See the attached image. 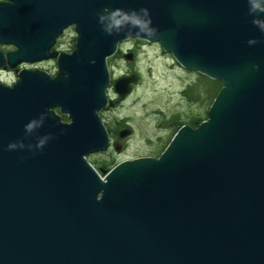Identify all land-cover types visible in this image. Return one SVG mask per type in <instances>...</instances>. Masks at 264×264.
I'll return each mask as SVG.
<instances>
[{
	"label": "water",
	"instance_id": "water-1",
	"mask_svg": "<svg viewBox=\"0 0 264 264\" xmlns=\"http://www.w3.org/2000/svg\"><path fill=\"white\" fill-rule=\"evenodd\" d=\"M117 10L140 23L109 31ZM71 24L74 48L50 50ZM131 37L221 87L159 155L101 175L85 155L108 145L107 57ZM0 41V64L58 70L0 82V264H264V0H0Z\"/></svg>",
	"mask_w": 264,
	"mask_h": 264
},
{
	"label": "rangeland",
	"instance_id": "rangeland-1",
	"mask_svg": "<svg viewBox=\"0 0 264 264\" xmlns=\"http://www.w3.org/2000/svg\"><path fill=\"white\" fill-rule=\"evenodd\" d=\"M75 38L76 31L71 24L60 35L56 48L71 49L75 46ZM126 48L133 49L132 58L122 54ZM107 63L112 78L131 70L137 72L139 80L129 96L104 116L107 121L120 120L116 124L119 122L130 130L117 138L115 145L90 154V160L101 175L125 157L162 151L173 129L160 125V117L191 108L194 121L198 123L207 117L205 109L221 87L220 80L181 66L170 52L144 39L131 37L123 40L119 49L107 57ZM53 65L48 60L36 62L33 66L51 68ZM1 77L9 78L4 74ZM186 90L188 92L184 94Z\"/></svg>",
	"mask_w": 264,
	"mask_h": 264
},
{
	"label": "flooded vegetation",
	"instance_id": "flooded-vegetation-1",
	"mask_svg": "<svg viewBox=\"0 0 264 264\" xmlns=\"http://www.w3.org/2000/svg\"><path fill=\"white\" fill-rule=\"evenodd\" d=\"M74 26V24H73ZM66 28H64L56 37L54 43L51 45L50 50H57L58 52L60 51H65V52H70L74 47H72L71 49L68 50H62L61 48H56V44H57V40L59 39L60 35L63 34L64 30ZM135 39H141V38H135ZM128 39V38H127ZM125 40V39H124ZM143 40V39H142ZM145 40V39H144ZM123 40H121L120 42H118L117 44V49H119V45ZM155 44H158V46L160 47V44L158 41H152ZM161 48V47H160ZM15 49H17V46L13 43V42H4V41H0V50H2L4 56L7 55L8 52L10 51H14ZM116 49V50H117ZM126 51H130L132 52V54L134 55V51L131 48H126ZM126 51H122V54L125 56ZM129 53V52H128ZM51 60L53 62V67L51 68H44V67H38V66H33L34 63H38V62H42V61H48ZM35 68H39L42 70L47 71L50 75H54L57 73V64H56V57H50V58H46V59H41V60H37V61H32V60H16L13 64H9L6 60L0 64V82L6 84V85H13L16 80L19 78V72L22 69H35ZM189 69V68H188ZM110 71V70H109ZM2 74L4 75H8L9 78H2ZM133 74H135V79L131 80L129 82L130 85V90L128 92L125 93V95L123 97H120V92L118 90H116L115 88V80L117 78H120L122 76H132ZM8 79V80H7ZM139 80V76L137 74V72L135 71H125L123 73H121L120 75H118L116 78H112L110 75V83L106 88V92H107V104L100 108L98 113L100 115L101 120L103 121V124L107 130L108 133V138H109V142L108 145L105 149L110 148L111 146H113V144L115 145L117 138L124 136V134L130 130V127L127 126H121L119 122H121L118 119H113L111 121H107L106 118H104V116L106 115V113L109 110H114L117 108V106L123 102L128 96L129 94L134 90V88L136 87V83ZM188 90H186L184 92V94H187ZM210 103H208L206 109H205V113L207 114L208 111V107H209ZM55 114H57L60 118V120L62 122H68L70 121L69 116L64 113L61 112L59 107L55 106L51 108ZM181 113V114H180ZM182 115H184V117L182 118ZM193 111L191 108H188L187 110H180V111H176L173 113H170L169 115H162L160 117V121L159 124L163 125L164 127H167L168 129L172 128V133L168 136V139L166 141V143L164 144L163 147H165V145L167 144V142L169 141V139L171 138V136L173 135V133L177 130V128H179L181 125L183 124H189V125H196L197 121H194V116H193ZM118 122V124H116V122ZM115 122V123H114ZM195 122V123H194ZM114 124L116 126H114ZM104 150V149H103ZM101 151V150H100ZM93 152H98V151H93ZM93 152H89L85 155V158L96 168L97 166H95V163L92 162L90 160V154ZM161 151H159L157 154H144V155H152V156H157L159 155ZM140 156V155H139ZM134 157V156H133ZM133 157H125V158H133ZM136 157V156H135ZM123 158V159H125ZM122 160V159H121ZM120 161V160H119ZM118 162V161H117ZM115 162V163H117ZM114 163V164H115ZM113 164V165H114ZM112 165V166H113ZM112 166L108 167V169H110ZM97 169V168H96ZM102 169V168H101ZM107 169V170H108ZM100 173V172H99Z\"/></svg>",
	"mask_w": 264,
	"mask_h": 264
},
{
	"label": "clouds",
	"instance_id": "clouds-1",
	"mask_svg": "<svg viewBox=\"0 0 264 264\" xmlns=\"http://www.w3.org/2000/svg\"><path fill=\"white\" fill-rule=\"evenodd\" d=\"M135 12L130 15L127 13H121L119 10L111 12L107 17L102 16L101 20L107 19L109 21L107 28L111 31L112 27L115 26L117 29L123 25L131 21L133 25L140 23L136 18Z\"/></svg>",
	"mask_w": 264,
	"mask_h": 264
}]
</instances>
